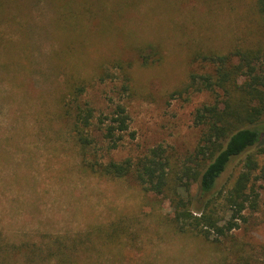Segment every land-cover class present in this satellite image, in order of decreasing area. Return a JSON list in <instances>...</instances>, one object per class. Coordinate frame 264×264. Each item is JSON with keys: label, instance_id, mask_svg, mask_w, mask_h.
Instances as JSON below:
<instances>
[{"label": "rangeland", "instance_id": "obj_1", "mask_svg": "<svg viewBox=\"0 0 264 264\" xmlns=\"http://www.w3.org/2000/svg\"><path fill=\"white\" fill-rule=\"evenodd\" d=\"M251 18L249 0H0L1 235L75 241L76 264H230L239 248L250 264H264L263 156L253 171L256 207L244 210L231 236L206 241L172 230L167 201L131 180L83 171L59 110L66 80H82L95 121L117 103L129 115L118 147H99L102 160L135 158L157 145L192 151L194 112L215 93H170L206 69L193 58L198 50L264 49V30ZM261 146L264 132L248 153ZM244 157L229 164L216 190ZM119 219L132 234L104 243L98 229Z\"/></svg>", "mask_w": 264, "mask_h": 264}, {"label": "trees", "instance_id": "obj_2", "mask_svg": "<svg viewBox=\"0 0 264 264\" xmlns=\"http://www.w3.org/2000/svg\"><path fill=\"white\" fill-rule=\"evenodd\" d=\"M249 2L252 22L264 30V0ZM198 51L193 58L206 69L191 71L184 88L170 93L174 96L202 89L215 93L211 103L194 112L199 137L192 151L178 153L157 145L135 158L102 160L99 147L107 151L118 147L128 132L129 115L125 106L117 103L109 115L95 121L93 108L82 98V80H66L59 110L60 117L68 121L66 132L78 150L83 171L103 178L131 180L143 192L167 201L171 214L165 218L172 230L219 242L231 236L239 220H245V209L256 207L253 171L258 169L257 155L264 157V146L256 153L248 152L261 144L264 132V126L259 124L264 118V49L235 45L225 53ZM242 155L241 170L216 190L229 164ZM260 172L258 178L264 177V162ZM97 232L104 243H112L132 234V229L119 219ZM73 242L66 245L60 238L47 244L12 242L0 231V264H17L19 260L26 264H76L73 248L77 242ZM233 252L235 260L230 264H250L243 248Z\"/></svg>", "mask_w": 264, "mask_h": 264}]
</instances>
